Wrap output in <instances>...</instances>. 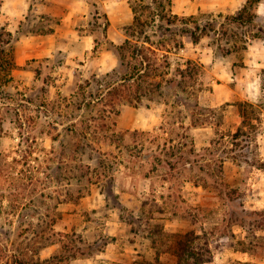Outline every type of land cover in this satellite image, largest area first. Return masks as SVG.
I'll use <instances>...</instances> for the list:
<instances>
[{
    "label": "rangeland",
    "instance_id": "obj_1",
    "mask_svg": "<svg viewBox=\"0 0 264 264\" xmlns=\"http://www.w3.org/2000/svg\"><path fill=\"white\" fill-rule=\"evenodd\" d=\"M246 3L174 0L173 9L222 19ZM61 6L62 15L31 7L14 24L5 45L13 65L0 52V262L26 250L34 260L50 257L74 234L83 253L70 264H176L177 243L191 232L185 264H264V229L250 226L254 219L249 228L232 222L244 209L264 210V0L252 22L232 23L238 40L251 35L246 49L225 54L209 37H186L169 76L181 56L199 60L195 85H165L163 96L121 104L119 114L109 98L95 100L134 18L129 0ZM88 37L98 47L84 52ZM21 38H31L24 49L39 40L57 48L19 59ZM39 232L46 238L36 240Z\"/></svg>",
    "mask_w": 264,
    "mask_h": 264
},
{
    "label": "trees",
    "instance_id": "obj_2",
    "mask_svg": "<svg viewBox=\"0 0 264 264\" xmlns=\"http://www.w3.org/2000/svg\"><path fill=\"white\" fill-rule=\"evenodd\" d=\"M260 1L247 0V3L236 15L224 17L221 12L219 16L222 19H220L211 13L212 16L208 20H201L195 14L186 17L175 13L173 0H129L134 18L126 28L125 40L117 46L118 65L106 74L110 80L106 83L103 92L101 91V94L96 96L95 101L102 104L103 101L110 99V102L106 104L111 105L112 109H116V114H119L117 106L121 104L141 103L143 98L154 94L163 96L165 85L178 86L184 91L188 90V87L195 85L190 83L192 80L194 81L195 74L205 68V64L199 60L181 56V59L177 61L178 75L170 77L173 64L170 58L171 54L186 48V37H190L194 43H200L203 38L209 37L212 44L225 54L232 53L236 49L239 51L246 49L251 35L238 40V32L233 30L232 23L241 26L252 22L257 15L254 10ZM2 2L3 0H0V14L2 13ZM12 37L13 32L8 30L6 26H2L0 46L3 48L0 52L9 56L6 58V63L9 66L14 63L11 55L12 49L8 52L5 45L12 44ZM95 40L97 42L96 50L98 40L97 38ZM89 103V105L93 104L92 102ZM242 106L243 104H241V109ZM242 112L243 124L246 126L247 113L244 106ZM242 133L244 130L243 127H240L232 135L233 145L238 146V139ZM85 136L87 137V135ZM259 167L264 168V162H261ZM244 212L241 220L234 219L232 222L240 223L244 228H249V220L254 219L250 226L264 229V210H255L252 214L249 210L244 209ZM56 223L57 219H54L51 227L48 228L52 235L58 233L55 228ZM44 235L42 232L35 233V238L36 240L46 238ZM65 235L69 236L70 239L67 244H64L62 252H56L47 258H42L37 252L38 259L34 260L32 257H28L26 252L29 250H26L25 253L14 254V260L6 264H70L72 259L78 258L83 252H81V247L76 244L74 234ZM191 236V232H188L184 238L178 241V250L175 251L176 264L190 263L189 259L194 255ZM48 239H50V243H55L52 237H48ZM76 240L81 241L82 238ZM158 260H160V256H158ZM200 260L205 261L203 258ZM0 264L4 263L0 262Z\"/></svg>",
    "mask_w": 264,
    "mask_h": 264
},
{
    "label": "crops",
    "instance_id": "obj_3",
    "mask_svg": "<svg viewBox=\"0 0 264 264\" xmlns=\"http://www.w3.org/2000/svg\"><path fill=\"white\" fill-rule=\"evenodd\" d=\"M78 2L80 0H70ZM67 0H3L2 2V13L1 16L3 19H6L8 23V28L10 30H13L14 24L18 21H22V19H25L29 11H31V7L33 8V11H39L41 13H46V15H52L57 14L62 15V3H66ZM108 3V2H107ZM173 6L174 0H173ZM37 7V8H36ZM75 9V8H74ZM174 10V9H173ZM77 11V8L75 11H71L70 13L74 15V13ZM31 38H21L18 40V48L19 52H17V58L23 59L24 57L32 58V57H44L52 55V51L57 48L55 47L53 43L46 44V41L49 40H39L38 41H32L31 43L37 42L38 44H34L35 46L26 47L24 49L25 44L24 43H30ZM34 39V38H32ZM40 39V38H38ZM53 41V40H50ZM42 43V44H41ZM32 45V44H31ZM94 43H90V38H87V45L84 52L91 51L94 49ZM27 50V51H26ZM26 52V53H25Z\"/></svg>",
    "mask_w": 264,
    "mask_h": 264
}]
</instances>
